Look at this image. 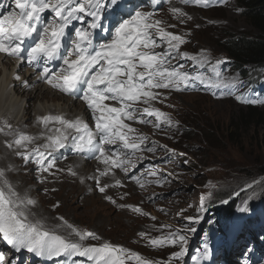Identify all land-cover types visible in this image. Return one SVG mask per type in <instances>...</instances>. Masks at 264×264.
<instances>
[{
    "label": "snow or ice",
    "instance_id": "snow-or-ice-1",
    "mask_svg": "<svg viewBox=\"0 0 264 264\" xmlns=\"http://www.w3.org/2000/svg\"><path fill=\"white\" fill-rule=\"evenodd\" d=\"M191 3L206 7L211 0H191ZM109 10L113 17L120 18L114 19L111 27H106L104 21L108 18ZM172 12L178 19L187 15L180 8H173ZM153 15V12L139 9L125 12L119 0H0V53L37 70L35 74L41 82L83 100L94 124V127H90L79 118L38 117V122L43 123L46 129L50 123L63 127L48 129L59 135L42 136L46 143L29 150V145L38 137L13 131L12 125L5 121L0 133L15 137L11 142L6 140L5 146L14 150L26 165L35 163L36 171H50L56 163L54 154L65 148L100 160L105 165L100 176H114V169L127 173L131 166L130 157L137 152L155 153L162 149L170 154L168 159H171L175 155L174 149L159 145L144 134L133 135L137 129L124 121L151 124L164 132L178 127L179 122L153 106V101L163 103L167 99L162 92L154 90L184 91L195 87L196 82L210 89L238 85L233 83L234 77H223L216 70L223 61H216L213 65L214 77L207 78L200 73L182 71L185 67L183 64H173L174 60L185 59L194 61L197 67L210 62L206 55L181 53L180 47L187 41L183 36L160 27L162 21L153 20ZM161 45L164 50L155 52L154 49ZM57 62L58 66L54 68ZM16 78L19 79V76ZM24 84L27 86L28 82L24 81ZM216 94L213 92V95ZM236 98L245 103L259 102L243 95ZM105 101H113L119 107ZM139 104L147 106L137 107ZM105 145L109 147L106 149ZM9 171L10 166L0 168V238L17 252L27 250L35 256L47 258L85 257L93 264H126L127 258L135 259L138 264H153L120 245L85 244V240L100 237L94 232L78 229L63 217L58 218L63 223L57 227L67 226L70 230L68 237L48 229L41 220L31 219L30 209L36 201L27 193L21 195L16 190L7 178ZM150 174L155 176L156 172L150 170ZM169 175L161 174L155 183H167ZM93 178L97 179L98 190L105 192L109 185L99 187V178ZM129 178L143 186L141 178L134 172ZM120 183L116 181V184ZM106 199L111 200V197ZM221 203L228 201L222 200ZM58 206V203L53 205L54 208ZM134 210L140 211L138 207ZM206 210L202 203L201 213ZM238 211L247 212L250 209L241 207ZM200 218L187 217L190 223L186 230L196 231L191 225L198 223ZM161 228L171 229V226L162 225ZM183 232L170 230L166 235L149 240L153 247H179V251L172 252V259L164 264H172L173 259L178 260L185 255L188 238ZM139 235L143 238L147 233L141 232ZM209 250L205 243V257ZM3 259L0 254V262ZM195 259L199 264V257Z\"/></svg>",
    "mask_w": 264,
    "mask_h": 264
},
{
    "label": "rangeland",
    "instance_id": "rangeland-1",
    "mask_svg": "<svg viewBox=\"0 0 264 264\" xmlns=\"http://www.w3.org/2000/svg\"><path fill=\"white\" fill-rule=\"evenodd\" d=\"M158 4L163 6H158ZM158 4L157 2L153 3V5L164 10L169 17H172L167 22L171 26L174 25L173 28H177L178 25L184 35L191 41L190 44H185L188 53L190 55H206L210 63L204 65L210 68L215 65L216 61H225L229 58L222 44L234 37L257 34L249 21L241 15L236 0H211V3L206 7L203 5L197 6L191 3V0L189 2H184V0H158ZM173 8H180L187 15L178 19L176 14L172 12ZM188 17H191V19H188ZM176 33L181 35L178 30ZM9 64H12L11 61L0 62V71L3 72L0 75V92L3 88L6 93V99L4 98L0 103V116H6L11 120L14 119V121L17 120L19 124H23L25 130L30 131L32 121L40 116L41 110L46 111L49 109L51 112L64 113L66 114V120H71L72 117L78 115L79 111H83L79 104L71 98H65L68 103L67 107L63 106L60 101H38L37 106L35 108L33 106L28 111L29 99L25 97L26 94L20 89V85L18 83L17 85H14L15 83L9 85L7 82V79L15 74L14 71L11 74ZM234 65H236L235 62ZM227 71L229 72V70ZM20 72L22 75L24 71ZM26 76L27 74L21 80L28 79ZM233 77L235 78L233 83L238 86L230 88L233 92L229 93L227 100L221 102L208 96L173 95L171 110L179 121L180 127L201 126L199 121L203 117H208L213 121V126L220 132L219 143L217 149L211 148L205 143L203 135L192 131L190 137L195 140L189 142L188 146H181L186 147L187 153L179 150V156H184L182 159L188 161L185 164L187 168L176 166L179 168L177 172L180 175L176 176L165 189H162L167 191H158L157 195L160 196H156L153 202H151L152 198L150 196L137 191L133 186L124 188L125 191L120 200L112 204L105 202L103 197L92 194L93 187L88 186L90 184L89 178L86 179V185L83 180H80L79 184L82 191L76 189L77 186L72 185H64L63 189L62 182L56 180L58 183L57 193L47 205H40L39 215L46 220L53 221L56 220V214H61L72 221L71 224L78 229L94 232L100 237V239L85 240V244L99 245L112 241L115 243L114 245H120L124 249L131 250L132 253H138L141 258L152 261L153 264H164V262L172 259V252L179 251V247H153L149 243L150 239L157 238L153 234L155 219H152V217L160 216L164 218L163 220L167 225L171 226V229L166 228L163 231V235H166L170 230H184L183 234L188 238L185 244V255L178 260L173 259L172 264H197L196 257H199V264H202L205 260L204 250L198 247L206 234L207 222L216 218L217 215L215 209H210L207 216L203 217V213L200 211L201 201L204 199L209 202L215 200L214 195L225 193L227 196L224 197V200H227L228 203H221V198L215 201L216 204L219 203V208L216 210L230 207L232 211L229 224L221 223L227 227L228 236L224 239L226 241H222V246L227 245L228 249V242L234 246L236 241V244L247 245L245 251L250 244L258 246L260 244L264 247V175L260 172L264 168V113L254 119L245 118L247 117V105L250 103L241 102L236 98L242 95V88L239 83V76L235 72L230 71L226 78L231 79ZM15 87L17 93L15 91L13 93ZM4 90L0 94H3ZM8 93L9 96H7ZM244 93L248 99L259 101L251 104L260 112L264 111V96L254 91H245ZM58 98H60V95ZM11 99L14 103L10 105ZM6 100H8V104ZM15 105L16 107H14ZM71 106H74L72 109L74 111H70L69 107ZM36 108L38 109L37 112ZM16 113H19L17 119ZM39 126L44 127L40 122ZM33 127L38 130V126L34 125ZM69 132L74 134L72 130H69ZM182 142H186V138H183ZM194 146L195 149H193ZM85 162L86 160L81 157L76 162L78 169L83 174L98 177L99 187H103L104 183L117 185L112 180L118 176L117 171L114 170V176L111 174L100 176V174H96L97 166L93 168ZM177 165H179L178 162ZM103 167L105 168L104 164ZM25 168L27 167L25 166ZM94 181L96 182L94 188L100 193L97 179L94 178ZM248 185L252 186L248 187ZM106 193H108L107 190L103 192V195H106ZM113 194L118 195L117 192ZM146 196L149 199L148 201L145 200ZM153 196L155 194L151 195V197ZM56 202H59L61 206L54 208L53 205H56ZM137 207L140 211L134 210ZM185 207L187 210L183 211ZM241 207H247L250 211H238ZM198 216L202 217L199 222L191 225L195 227L196 231H187L186 228L190 222L186 218ZM171 217L173 218L171 219ZM166 219L169 223L166 222ZM157 225L160 226L161 224L157 223ZM216 229L218 234H226V231L218 224ZM141 232L147 233V236L142 238L139 235ZM72 239H76V237H72ZM2 242L4 240L0 238V254L4 257L0 264H90L89 260H83L85 257L77 256L62 257L48 263L44 257L35 256L27 250L17 252L7 242ZM260 248L258 251H262L263 248ZM254 250H257V248ZM247 254L248 258L242 260V263L240 257L243 254L237 256L238 258L235 255V262L230 256L229 249L222 251L220 254L212 252L211 256L214 255L217 264H221V262L222 264H246L252 258V254ZM261 257V259L255 257L256 261L254 263L264 264V249ZM126 264H138V262L135 259L127 258Z\"/></svg>",
    "mask_w": 264,
    "mask_h": 264
},
{
    "label": "bare ground",
    "instance_id": "bare-ground-1",
    "mask_svg": "<svg viewBox=\"0 0 264 264\" xmlns=\"http://www.w3.org/2000/svg\"><path fill=\"white\" fill-rule=\"evenodd\" d=\"M171 18L172 17H170V19ZM177 27H178V25H177ZM178 32H180L181 35L183 33V31H181V30H178ZM5 60L11 61V63H12L11 65L9 64L11 67V74L13 71L15 72V70L19 74L20 71H24V69L28 66L27 64L21 63V62L18 66L13 61L16 59L6 57L5 54L0 53V62H3ZM2 73L3 72L0 71V75H2ZM13 77H14V75L7 79L8 84L12 85L15 83L14 85H17V83H18L19 85H21V82L23 80H16V79H13ZM27 78L28 79H26V80L29 82H32L34 80L33 77H27ZM7 89L8 88L6 87V90ZM20 89H22L23 92L26 94V95L24 94L25 97H27L29 99L28 100V111L31 110V108L33 106L35 108V106H37L36 104L38 101H42V102L43 101H47V102L60 101L63 106L67 107L68 103L66 102V99H65L66 97L60 96V98H58L59 95L53 93L49 89H45L43 87H34L32 89H28L26 87L23 88L21 86H20ZM0 90H1V88H0ZM3 90L4 89L2 88V91ZM14 91H15V93H17L16 87H15V90H13V93H14ZM5 95H6V93L4 90L3 94H0V103H2L3 99L6 97ZM11 95H13V94L11 93ZM7 96H9V93ZM13 99H14V97H13ZM13 99H11L10 105L12 103H14ZM6 102L8 104V100H6ZM6 102H5V104H6ZM16 105H17V102H16ZM16 105L14 107H16ZM79 106L82 107V105H80V104H79ZM69 108H70V111H74V110H72L74 108V106H71ZM16 110H18V109H16ZM37 110L38 109L36 108V112H37ZM0 111H1V109H0ZM47 112H50V110L49 109H47L46 111L41 110V113L39 115H44ZM18 114L19 113H16V119H17ZM34 114H36V113H34ZM37 115H38V113H37ZM5 121L8 124L12 125L13 131L23 132V133H26L30 136L38 137L32 144L29 145V150H31L32 148H35L37 145L46 143V140L44 138H42V136L59 135V133H57L55 131L49 132L48 129H56V128H62L63 127L60 124L50 123L46 129L45 126L40 127L38 119H35L34 121H32L33 123L30 127V131H27V129L25 130L23 124L18 123L16 125H13L11 119H8L7 117H5L3 115L0 116V127H4ZM34 125L38 126L37 127L38 130L35 129V127H33ZM5 131H7V129H5ZM14 138H15L14 136H8V135H5L4 133H0V141H1V145H0V168L10 166L11 171L7 172V178L12 182V184L15 186L16 190L19 193H21V195H23L24 193H27L32 199H34L36 201L35 205L33 207H31V209H30V212L32 214L30 218L36 219V220H41L48 229L53 230L57 234L64 235L65 237L69 236V229L67 228V226L57 227V225H60L63 223L62 221H60L58 219L59 217H63L64 220L70 224L72 223V221H70L69 219H67L65 216H63L61 214H56V220L50 221V220H46L44 217L40 216L38 213V209L40 208V205L41 206L47 205L48 202H50L52 200V198L55 196V194L57 193L58 183L56 182V180H58V182H62L63 189H64V185H72V186H77L76 189L78 188L82 191L81 186L79 184L80 180H83L85 182V185H86V179L89 178L90 184H88V186L93 187V193L92 194L97 195L98 197H103V200L105 202L115 204L122 197V194L125 191V189L117 187V186L109 184V183H104V186L106 184L109 185V187H107V189H106L108 192V193H106V195H103V193H101V192L98 193V191H96L94 188L95 183H96L94 181V178L87 175V174H83L82 172H80V170L78 169V167L76 165V162L81 159V154L70 149V148H65V149L59 150L58 152H56L54 154L56 157V163L50 171H34V169L37 168V165L35 163H28L26 165L24 160H22L20 157H18L15 154L14 150L9 149L5 146L4 142L6 140L11 142ZM25 166L27 168H25ZM93 168H95V167L93 166ZM73 173H75V174H73ZM115 192H117L118 195L113 194ZM106 197H111V200L106 199ZM145 200L146 201L149 200L147 198V196L145 197ZM112 201H114V203ZM56 203H58L59 206H61V204L59 202H56ZM217 236L218 235H216V237ZM69 238L72 239V237H69ZM3 243H5V242H3ZM107 243H111L112 245L115 244L112 241H108ZM44 258L48 259L47 257H44ZM58 259H60V258L53 257V259L50 260L49 263L53 262L54 260H58Z\"/></svg>",
    "mask_w": 264,
    "mask_h": 264
},
{
    "label": "clouds",
    "instance_id": "clouds-1",
    "mask_svg": "<svg viewBox=\"0 0 264 264\" xmlns=\"http://www.w3.org/2000/svg\"><path fill=\"white\" fill-rule=\"evenodd\" d=\"M162 15L165 16V18H166L165 25H164L165 29H167V31H169V32H172V33L177 34L176 31L177 30H181V28L180 27L173 28L167 22L168 20H170V17L168 16V14L165 13V14H162ZM108 18H112L111 14H110V11H109V14H108ZM112 20H113V18H112ZM181 36L184 37V39L187 41L186 42L187 44H190L191 43V41L189 40V38L186 37L184 35V33H182ZM186 43H184V44L181 45V47H180V52L181 53H185V52L188 53V49L185 46ZM163 50H164V46L163 45L161 47H157V48L154 49L155 52H161ZM229 59H231V58L229 57L225 61H223L224 63H221L217 67L216 70L219 71V72H221L223 77H227V75L230 74V71L235 72L239 76L240 82H242V83H240V86L242 88V95L245 96V93L244 92L245 91L248 92L252 88H256V86H257V84H259V82H257V81L251 82V79L250 78H245L243 76V74L241 73V70L238 69V67L236 65H234V61L232 59H231L232 61H230ZM177 63L183 64L185 66L184 69H182V71L183 70H187L190 73L191 72L200 73L203 76H205L206 78L209 77V76H213L214 77L213 67L210 68L209 66H206L204 64L202 66H198L197 67L194 64V61L188 60V59H185V60H174L173 61V64H177ZM227 70H229V72ZM223 71H226V72H223ZM262 75H263V72H262ZM262 80H264V76H262ZM226 89H227V87L222 88V89L221 88H218V89H210V88H207L205 86H201L199 84V82H196V86L195 87L188 88L187 90H184V91H175V90L169 91V90H165V89H159L158 92H162L163 95L167 97V99L163 103H160L158 101H153V106L156 107L157 109H160L164 113H167V114L171 115V117L173 118L174 121H178L176 119V117L174 116L172 110H171V108L173 107V98H172L173 95H175V94H190V95L208 96V97H210L213 100H216V101H220L221 102V101H224V100H227L228 99V98H225L224 96L221 95V93L224 92ZM230 91L233 92L232 89H230ZM213 92H215L217 94L216 95H213ZM260 95H262V94L260 93ZM248 107H254V108H256L253 104H248L247 105V108ZM78 113H83V111L82 112L79 111ZM133 126H135L137 128H140L141 127V124L135 123ZM187 128H188V126H187ZM185 129L186 128L183 127V126L180 127V123H179L178 124V127H176V129H174L169 134L168 137H166V138L161 137V136H155L154 137L156 140H158L160 142L159 145H167V147L169 149H174L175 150V155L172 156L171 159H168V157L170 155L169 153H166L165 151H162V152L158 153L159 159H157V161L160 162V163L162 161V163H163L162 165L168 164V166H164L163 168L165 170H167L168 172H170L171 173V176L168 177V182L165 184V187H163L161 189H157L156 191H150L149 193L146 194L147 196H150V198H152L151 197L152 194H156V196L159 197L160 195H157V192L160 191V190H162V189H165L169 183H172V180L175 179L176 176H179L180 175V173L177 172L179 170L178 167L183 168L184 166L182 165V162L185 164V160L182 159L184 156H179L180 155V153H179L180 151L179 150H181V149L177 146V144H178V142H180L182 140V138H184ZM147 132L150 133L151 130L148 129ZM177 162L179 163V165H177ZM176 166H178V167H176ZM129 186H133V185H128V187ZM133 187L135 188V186H133ZM162 191H167V190H162ZM153 201H154V198L151 199V202H153ZM215 204L216 203H214L213 205H211L210 204V201L209 202H206L205 201V206H206V209H207L206 210L207 214H208V211H210V209H213V207H214ZM185 209H186V207H185ZM157 218H159L160 220H162L164 222V220H163L164 218H161L160 216H157ZM172 218L173 217H171V219ZM166 222L169 223V221L167 219H166Z\"/></svg>",
    "mask_w": 264,
    "mask_h": 264
},
{
    "label": "trees",
    "instance_id": "trees-1",
    "mask_svg": "<svg viewBox=\"0 0 264 264\" xmlns=\"http://www.w3.org/2000/svg\"><path fill=\"white\" fill-rule=\"evenodd\" d=\"M238 6L241 10V15L249 21L250 25L257 31L256 35L248 36L242 35L240 37H234L228 40L226 43L222 44L224 51L228 56L233 59L238 69L245 78H250L251 82H261L262 72H264V0H236ZM264 111H259V109L254 107H248L247 117L245 118H255L260 116ZM205 115V114H204ZM208 117H203L199 123L201 126L189 125L185 129L184 138L186 142H178L177 146L187 152L186 147H181L182 145L188 146V143L195 140L190 137L192 131L203 135L205 143L211 148L217 149L218 137H220V132L213 126V121L207 119ZM208 124H207V123ZM183 139V138H182ZM196 147L194 146L193 149ZM182 165L187 168L182 162ZM264 175V168L260 170ZM227 194L214 195L213 198H221L224 200ZM215 200H210V204L213 205ZM230 206V205H228ZM231 212L230 207L227 208L226 213Z\"/></svg>",
    "mask_w": 264,
    "mask_h": 264
}]
</instances>
